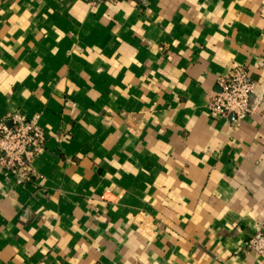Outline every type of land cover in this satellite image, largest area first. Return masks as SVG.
<instances>
[{
    "label": "crops",
    "instance_id": "obj_1",
    "mask_svg": "<svg viewBox=\"0 0 264 264\" xmlns=\"http://www.w3.org/2000/svg\"><path fill=\"white\" fill-rule=\"evenodd\" d=\"M255 82L242 122L216 80ZM45 135L0 170V264H264V0H0V120Z\"/></svg>",
    "mask_w": 264,
    "mask_h": 264
},
{
    "label": "built area",
    "instance_id": "obj_2",
    "mask_svg": "<svg viewBox=\"0 0 264 264\" xmlns=\"http://www.w3.org/2000/svg\"><path fill=\"white\" fill-rule=\"evenodd\" d=\"M92 4L114 5L119 0H89ZM219 92L207 103V110L214 119L232 116L235 123L242 122L252 113L249 102L255 92L252 81L244 68L237 66L216 80ZM45 135L35 121L19 114L0 120V170L17 185L29 183L32 178L31 165L35 157L44 150ZM244 252L264 257V234L256 233L244 245Z\"/></svg>",
    "mask_w": 264,
    "mask_h": 264
}]
</instances>
